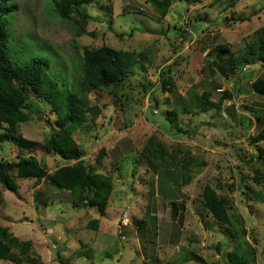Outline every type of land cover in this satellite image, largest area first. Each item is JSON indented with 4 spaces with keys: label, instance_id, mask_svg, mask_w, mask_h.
<instances>
[{
    "label": "rangeland",
    "instance_id": "obj_1",
    "mask_svg": "<svg viewBox=\"0 0 264 264\" xmlns=\"http://www.w3.org/2000/svg\"><path fill=\"white\" fill-rule=\"evenodd\" d=\"M54 1L9 3L5 53L20 64L41 60L46 83L63 96L75 92L85 99L86 121L71 136L83 152L82 165L111 177L112 197L100 214L96 206L73 205L70 192L47 178L35 189L41 180L11 173L18 187L0 186L1 237L17 240L0 264H264V140H253L264 111L251 109L262 114L252 126L247 118L234 126L221 110H172L190 86L215 101L222 96L224 106L229 89L244 111V105L264 108V97L245 90L253 76L264 75L259 63L255 70L237 66L232 79L221 71L209 79L218 68L210 61L224 54L218 46L241 51L264 35V0H88L74 3L66 19L58 18ZM102 45L126 64L121 86L115 93H81L80 55ZM195 56L201 59L194 62ZM167 66L161 79L159 70ZM13 83L28 95L30 118L13 133L0 122V161L31 153L41 159L57 115L17 78ZM21 137L29 141L24 148ZM156 142L161 148L152 156L143 152ZM46 163L51 169L66 162L46 155ZM207 186L226 201L228 222L206 207ZM20 241L26 250L18 249Z\"/></svg>",
    "mask_w": 264,
    "mask_h": 264
},
{
    "label": "trees",
    "instance_id": "obj_2",
    "mask_svg": "<svg viewBox=\"0 0 264 264\" xmlns=\"http://www.w3.org/2000/svg\"><path fill=\"white\" fill-rule=\"evenodd\" d=\"M82 1L88 0H55L53 9L56 11L58 18L66 19L69 17L68 12L69 9H72L73 4ZM10 2L12 0H0V122H4L7 130L13 133L16 132L19 123L28 121L30 118L29 114L24 111L28 95L22 88L13 83L14 79L17 78L30 92L38 97H43L51 104L57 115L56 124L58 128L54 129L46 140L44 144L45 153L41 156V159H37L31 153L18 158L16 161H0V186H4L10 191L17 189L18 186L11 173H15L14 176L19 178H34L36 181L47 178L55 188L70 192L73 205L76 207L96 206L99 213L104 214L112 191V179L109 175L95 172L82 165L83 152L71 136L86 121V101L75 92L63 96L54 89L50 82L46 83L41 60L20 64L11 61L9 57L7 58L5 53L8 42L6 21L10 14ZM217 48L223 52L227 51L221 46ZM78 62L81 77L79 91L81 93L87 94L91 89L106 90L110 93L118 91L121 86L123 68L126 64L120 61L117 53L111 47L102 45L99 48H85ZM252 62H261L264 65V35L258 38L257 41L247 42L234 59L236 67ZM210 64L215 65L216 63L211 60ZM168 68V66L160 68L159 77L161 79L164 78L165 72H168ZM164 81L168 82L167 79H164ZM253 85L256 86L259 92L264 93L263 76L257 79ZM195 88L190 86L184 95L178 97L174 102L172 110L176 115L194 114L211 109L221 110L222 98L212 101L209 98L208 91L199 93L195 91ZM226 95L230 96V93L227 91ZM29 106L32 112H36L37 106L35 103L31 102ZM242 118L240 116V124L243 123ZM249 121L250 119H248V123L251 126L252 124ZM21 140V148H24L23 143L29 141L24 137H21ZM253 140L254 142L264 140V125L253 137ZM155 145L157 147L153 146L152 143L148 144L143 152L152 156L157 151L156 148H161L160 142H156ZM46 155L58 156L66 163L56 166L54 171L49 172L50 167L46 163ZM162 174L165 177H172L169 170H164ZM202 196L206 207L215 218L222 222L229 221L226 201L215 194L208 186L202 190ZM97 223L98 219L90 221V225L93 227H96ZM3 232L4 230L0 225V260L9 257L12 252L10 243L17 240V238L12 237L8 241L9 239L1 237ZM26 244L27 242L20 241L18 249L26 250ZM238 260L239 258L236 262Z\"/></svg>",
    "mask_w": 264,
    "mask_h": 264
},
{
    "label": "crops",
    "instance_id": "obj_3",
    "mask_svg": "<svg viewBox=\"0 0 264 264\" xmlns=\"http://www.w3.org/2000/svg\"><path fill=\"white\" fill-rule=\"evenodd\" d=\"M227 52H229V51H225L224 52V54L225 53H227ZM239 52V50H233V51H230L229 53H228V55H224V54H220L219 52L218 53H216V55H218L219 56V62H217L216 60H214V59H212V60H214V62L217 64V69H215L214 70V72H212L213 74L209 77V79L210 80H214L215 79V77H217V76H219L220 74H219V72L221 71V73H222V75H223V77H229V78H233V77H236V74H238V72L236 71L237 69H236V66L234 65V59L236 58V56L237 55H235L234 53H238ZM224 55V56H223ZM206 56V55H205ZM204 58V57H203ZM228 59V61H229V68H231V70L230 71H227V69H228V63H227V60H224V59ZM199 59H201L200 58V56H195L194 57V59H193V61L194 62H196V60L198 61ZM202 61H203V59H202ZM226 61V62H225ZM193 62V63H194ZM260 64L261 66H262V68H264V65L261 63V62H257V64ZM224 64H227V69L224 67ZM193 64H191V63H189V66H192ZM250 65H253V68L256 66H258V65H256V63L255 62H252V63H248V64H246L245 65V67H248V68H250ZM245 67L243 68V69H245ZM259 68V67H258ZM256 68H254V70H255ZM216 71H218V72H216ZM257 71H259V69L258 70H256L255 72H257ZM236 72V73H235ZM258 73V72H257ZM260 73H262V71L260 72ZM251 74V73H250ZM250 74L248 75V76H250ZM247 76V75H246ZM262 76H264V75H262ZM260 77H252V79L248 82V84L250 85V87L249 88H247V89H245L247 92H249V94H252V93H256V94H258L260 97H264V93H262V92H259V90H257L256 89V86L255 85H253V83L257 80V79H259ZM219 80H217V82H218ZM222 87V89H217L219 92H220V90H222V92L225 90V86H224V88H223V85H221ZM250 89V90H249ZM228 91H229V89H227ZM264 90V89H263ZM196 91H197V88H196ZM203 91H205L203 88H202V90H201V92H203ZM262 91V90H261ZM199 92V91H198ZM201 92H199V93H201ZM222 97V96H221ZM221 97H219L217 100H220L221 99ZM228 97V99L229 100H227V101H225V103H226V105L224 106V105H222L221 106V111H222V113H223V118L225 117L226 119L228 118V119H230L231 121H232V125H234V126H236L237 124L238 125H240V116H242L243 118H247V119H250V123L253 125V122L252 121H254V119L255 118H260L261 117V115H253L252 114V111H251V109H255V110H261L262 112L264 111L263 109L264 108H262V107H255V108H253V107H250L249 105H244L245 107L244 108H246V111H244L243 109H241V107H243V106H241V103L240 104H238V103H236V102H234L235 101V99L233 98L234 96H227ZM209 98H210V100H212V101H215L213 98H212V94L210 93V95H209ZM233 102H234V105H230L231 103L233 104ZM242 118V119H243ZM251 125V126H252ZM239 128V127H238ZM230 135H232V132L231 133H229ZM236 134V133H235ZM235 135L233 136V139H235V138H237V137H235ZM234 141H237V142H239L240 141V139H235ZM48 160V159H47ZM55 168L56 167H52L50 170H49V172H52V171H54L55 170ZM22 179H25V178H22ZM30 179H33L34 180V182L36 181V179H34V178H27V180H30ZM44 179H46V178H42V179H40L41 181L35 186V189H37V188H39L40 187V185L42 184V182H43V180ZM51 185V184H50ZM33 190H34V188H33ZM62 191V190H61ZM112 194V193H111ZM111 194H110V196H109V199H108V203H107V205L110 203V197H112L111 196ZM106 210V209H105ZM120 220V219H119Z\"/></svg>",
    "mask_w": 264,
    "mask_h": 264
},
{
    "label": "built area",
    "instance_id": "obj_4",
    "mask_svg": "<svg viewBox=\"0 0 264 264\" xmlns=\"http://www.w3.org/2000/svg\"><path fill=\"white\" fill-rule=\"evenodd\" d=\"M127 224V219H122L120 222H119V225H118V232L121 233V228L122 226H125ZM121 238H125L123 235H121Z\"/></svg>",
    "mask_w": 264,
    "mask_h": 264
}]
</instances>
